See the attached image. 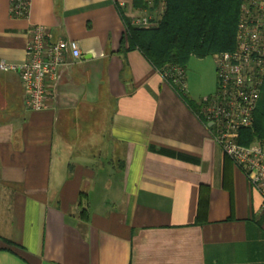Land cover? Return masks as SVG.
Segmentation results:
<instances>
[{
	"label": "crops",
	"instance_id": "crops-1",
	"mask_svg": "<svg viewBox=\"0 0 264 264\" xmlns=\"http://www.w3.org/2000/svg\"><path fill=\"white\" fill-rule=\"evenodd\" d=\"M146 1L30 0L13 18L0 0V61L23 62L36 25L81 53L40 112L0 71V264H264L262 196L198 117L213 93L187 85L182 97L138 51H121L119 9L130 22L161 18L163 4ZM98 134L101 167L87 160Z\"/></svg>",
	"mask_w": 264,
	"mask_h": 264
},
{
	"label": "built area",
	"instance_id": "built-area-1",
	"mask_svg": "<svg viewBox=\"0 0 264 264\" xmlns=\"http://www.w3.org/2000/svg\"><path fill=\"white\" fill-rule=\"evenodd\" d=\"M30 0H10L13 18L28 16ZM158 21L148 16L132 19L131 25L151 28ZM26 59L18 64L0 61V71L18 75L27 110L49 109L52 91L67 61L80 59L78 43L70 39L52 40L50 32L40 25L29 29L25 47ZM215 61L216 89L200 102L198 117L208 127L212 139L258 191L264 205V139L248 146L238 143L240 131L251 128L264 76V0H241L230 51L212 55ZM160 76L183 93L187 89L185 70L169 65Z\"/></svg>",
	"mask_w": 264,
	"mask_h": 264
},
{
	"label": "trees",
	"instance_id": "trees-1",
	"mask_svg": "<svg viewBox=\"0 0 264 264\" xmlns=\"http://www.w3.org/2000/svg\"><path fill=\"white\" fill-rule=\"evenodd\" d=\"M240 1L153 0L154 8L163 4V13L151 28L132 26L119 9L125 25L121 51H138L158 73L169 65L185 70L191 57L203 59L233 49ZM133 5L142 9L147 1L134 0ZM187 104L196 111L192 103ZM260 139H264V76L253 125L240 131L238 143L248 146Z\"/></svg>",
	"mask_w": 264,
	"mask_h": 264
},
{
	"label": "rangeland",
	"instance_id": "rangeland-1",
	"mask_svg": "<svg viewBox=\"0 0 264 264\" xmlns=\"http://www.w3.org/2000/svg\"><path fill=\"white\" fill-rule=\"evenodd\" d=\"M162 13H163V8H159V10L157 11V13H155L154 16L158 17ZM185 74H186V82L189 87V90L191 91V94L201 95L204 93H207V94L214 93L216 89L217 79H216V71H215V61L212 56H208L203 59L191 57L185 67ZM183 94L184 95L187 94V89L186 91L183 92ZM205 96H208V95H205ZM97 136H98V142H99L98 148L97 150H95L94 148H92L91 150H87L90 152L88 154H90L91 156L90 158L87 157V160L90 159L94 161V157L96 156L97 166L101 167L102 165H105L108 159V156L106 154V151L103 150L104 144H103V141L100 139V137H102V134H98ZM75 146H77V144H72V147H75ZM80 157H86V155L77 154L75 157H73L72 161L73 160L80 161ZM96 189H97V186H96ZM94 192H96V195L99 196L101 192L99 186H98V189L95 190Z\"/></svg>",
	"mask_w": 264,
	"mask_h": 264
}]
</instances>
